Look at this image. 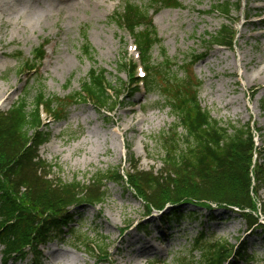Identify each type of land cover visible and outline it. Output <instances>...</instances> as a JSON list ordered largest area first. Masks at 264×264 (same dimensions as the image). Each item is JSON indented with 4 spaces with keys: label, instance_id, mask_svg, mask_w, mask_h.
Masks as SVG:
<instances>
[{
    "label": "rangeland",
    "instance_id": "rangeland-1",
    "mask_svg": "<svg viewBox=\"0 0 264 264\" xmlns=\"http://www.w3.org/2000/svg\"><path fill=\"white\" fill-rule=\"evenodd\" d=\"M178 1L179 8L165 7L162 0H0V114L27 91L29 110L41 90L47 98L67 102L92 70H105L113 86L127 85L109 115L99 114L91 104L73 106L65 120L44 115L50 139L40 148V157L54 166L55 178L88 183L118 167L126 173L130 156L142 170L162 169V134L175 118L160 95L158 78L150 85L154 92L131 96V79L141 78L147 70L141 67L134 36L114 18L126 3L148 10L156 28L160 43L152 48V62L160 64L165 52L181 67L189 63L191 68L186 74L179 70V77L186 75L194 86L200 83L202 107L222 125L231 131L249 125L257 152L263 155L259 159L254 155L252 163L264 162V0H241L239 7L231 0L227 17L219 13L221 0ZM226 24L236 34L234 46L210 48L212 37ZM87 44L92 55L84 52ZM41 45L45 60L37 72L28 71L24 65L34 60ZM203 54L196 64L188 62ZM125 58L136 70L133 77L121 72ZM106 191L102 205L72 209L71 226L98 250L107 246V254L95 253L73 238L75 232L67 233L41 247L44 264H202L200 251L193 247L201 233L248 250L253 261L247 264H264V236L249 231L237 212L185 204L178 212L182 221L175 215L170 221L159 213L149 216L144 202L126 185L109 183ZM256 199L258 204L264 201V187ZM171 211L168 207L164 213L170 216ZM2 251L0 244V264Z\"/></svg>",
    "mask_w": 264,
    "mask_h": 264
},
{
    "label": "trees",
    "instance_id": "trees-1",
    "mask_svg": "<svg viewBox=\"0 0 264 264\" xmlns=\"http://www.w3.org/2000/svg\"><path fill=\"white\" fill-rule=\"evenodd\" d=\"M230 1L219 2V13L225 17L230 13ZM235 1L239 7L241 0ZM159 3L165 7H181L178 0ZM147 11L141 6L126 3L123 12L114 18L138 44L143 65L149 72L145 81L148 93L154 92L150 85L158 78L157 84L163 93L160 95L165 98V105L175 118L171 129L162 134V169L157 172L142 170L139 162L130 156L131 169L126 173L118 167L92 177L88 183L55 178L52 175L54 166L39 155L40 147L50 139V133L42 125V112H48L59 121L65 120L68 110L78 104H91L99 114L111 113L127 85L122 82L119 87L113 86L105 70H92L80 90L66 97L67 102L47 98L41 90L36 94L32 110H29L27 100L30 92L27 91L6 113L0 114L1 264L26 262L28 259L27 264H44L41 246L66 237L67 233L72 235L75 228L71 224L75 219L71 210L83 205H102L107 198L109 183L128 186L144 202L149 214L172 206L171 215L182 221L183 217L178 214L182 204L208 210L215 205L239 213L250 231H260L264 236V201L256 202L259 191L264 187V162L252 163L254 155L258 159L263 156L257 152L253 129L248 125L231 131L202 107L198 96L200 83L194 86L189 77L178 75L179 70L187 73L191 68L189 63L185 62L186 65L181 67L165 52L160 64L152 62L151 51L160 43V38ZM229 28L227 24L222 26L212 37L210 48L234 46L236 34ZM84 52L92 55L93 49L87 44ZM45 53V45H41L34 60L24 67L37 72ZM204 58V54L197 60L193 56L188 62L193 65ZM121 65V72L134 76L136 70L130 67L127 59ZM137 84V80L132 78V96L139 90ZM78 233L75 232L73 238L84 247L95 253L107 254V246L98 250L95 243ZM193 244L194 251H200L203 257L202 264H238L240 261L247 264L253 261L248 250H242L243 247L208 238L205 233L199 234Z\"/></svg>",
    "mask_w": 264,
    "mask_h": 264
},
{
    "label": "bare ground",
    "instance_id": "bare-ground-1",
    "mask_svg": "<svg viewBox=\"0 0 264 264\" xmlns=\"http://www.w3.org/2000/svg\"><path fill=\"white\" fill-rule=\"evenodd\" d=\"M129 113L132 115V116H136V111L135 110H131V111H129ZM144 119H142V121H143Z\"/></svg>",
    "mask_w": 264,
    "mask_h": 264
}]
</instances>
